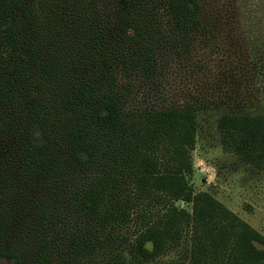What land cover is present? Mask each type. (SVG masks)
Returning <instances> with one entry per match:
<instances>
[{
	"label": "trees",
	"instance_id": "obj_1",
	"mask_svg": "<svg viewBox=\"0 0 264 264\" xmlns=\"http://www.w3.org/2000/svg\"><path fill=\"white\" fill-rule=\"evenodd\" d=\"M96 3L79 7L88 23L63 49L52 29H38L28 0H0V123L15 140L0 134V189L23 185L26 195L44 183L25 206L17 196L0 208V264H51L56 237L74 262L107 246L125 250L126 264L169 251L178 252L171 264H264V235L189 180L197 106L167 103L154 86L164 26L190 53L192 40L238 19L236 1L225 0V14L216 0H115L105 13ZM118 68L142 86L117 90ZM20 97L27 110L12 126L5 108ZM218 125L240 136L236 150L255 145L264 167V115L223 113ZM69 175L77 182L64 196Z\"/></svg>",
	"mask_w": 264,
	"mask_h": 264
},
{
	"label": "rangeland",
	"instance_id": "obj_2",
	"mask_svg": "<svg viewBox=\"0 0 264 264\" xmlns=\"http://www.w3.org/2000/svg\"><path fill=\"white\" fill-rule=\"evenodd\" d=\"M84 1L28 0V3L39 19L38 29L44 31L48 26L56 45L65 49L78 44L81 40L79 29L88 23V14L77 13ZM94 1L105 13L115 0ZM235 1L238 19L224 20L212 38L192 40L190 53L169 26H164L166 35L156 43L163 53L158 61L154 86H161L162 97H167V103L197 106V137L191 153L193 173L189 177L194 191H207L264 235V167L256 162L255 145L242 152L236 150L240 136L224 137L218 125L223 113L264 115V0ZM224 2L216 0L214 4L221 6V14L228 12L230 7L229 4L224 6ZM208 11L212 12L211 9ZM9 62L8 58L4 59L2 69H9ZM86 68L95 71L97 64L90 62ZM116 71L115 88L122 93L126 94V86H142L133 74L124 73L121 68ZM138 91L139 88L130 95ZM17 101L14 107L5 108L12 126L21 122L27 110L22 107L27 102L25 97ZM0 124L4 125L3 122ZM4 128L7 130L0 133L2 139L15 141L9 128L6 125ZM66 178L62 189L64 196L77 182L71 175ZM42 184L26 185V195L21 189L23 185L0 189V208L6 206L5 202L13 203L17 196L24 197L21 206H25ZM62 206L58 212L61 216L65 213ZM69 220L74 222L72 213ZM55 228L57 232H63L62 224ZM48 235L51 238L54 233ZM55 239L58 247H54L51 264H126L128 260L125 250L102 246L91 260L84 257L74 262L70 255L61 251L63 240ZM177 257L178 252L169 251L147 264H171ZM2 263L10 264L6 259Z\"/></svg>",
	"mask_w": 264,
	"mask_h": 264
}]
</instances>
